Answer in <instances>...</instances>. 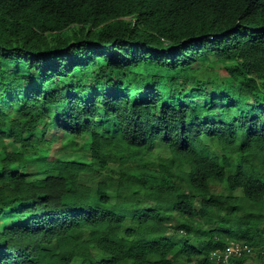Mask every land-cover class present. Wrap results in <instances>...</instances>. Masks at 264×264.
I'll list each match as a JSON object with an SVG mask.
<instances>
[{"label":"trees","instance_id":"16d2710c","mask_svg":"<svg viewBox=\"0 0 264 264\" xmlns=\"http://www.w3.org/2000/svg\"><path fill=\"white\" fill-rule=\"evenodd\" d=\"M0 221V264L264 254V0H0Z\"/></svg>","mask_w":264,"mask_h":264},{"label":"rangeland","instance_id":"374dc122","mask_svg":"<svg viewBox=\"0 0 264 264\" xmlns=\"http://www.w3.org/2000/svg\"><path fill=\"white\" fill-rule=\"evenodd\" d=\"M46 137L53 138V143L51 144V150H50V157L52 156H56V155H61L64 153H70L72 148L75 147L76 142L79 141V143L81 144L83 141V138H74L72 136L66 135L64 133H62L61 130L59 129H55L54 126H51L46 133ZM60 147H65L63 150H59L58 148ZM150 157L156 159L158 156H164V157H169V153H168V149L165 145L157 143L154 150L149 154ZM81 161H87L88 157L87 156H82L80 157ZM237 193H239V191H237ZM23 218L21 217L20 220H22ZM7 221V219L5 220ZM2 221H0V227ZM129 224V222H127L124 227H127ZM244 238H241V241ZM259 249L262 248H257V247H253L251 255H249L248 259L246 260L247 264H262L264 263V254H262V252H260ZM258 250V251H257ZM96 250L93 249V252H95ZM259 252V254H257ZM96 253V252H95Z\"/></svg>","mask_w":264,"mask_h":264},{"label":"built area","instance_id":"2783aa9c","mask_svg":"<svg viewBox=\"0 0 264 264\" xmlns=\"http://www.w3.org/2000/svg\"><path fill=\"white\" fill-rule=\"evenodd\" d=\"M251 250V246L247 243L233 240L226 244L223 249L213 252L211 258L215 264H229L231 257L249 255Z\"/></svg>","mask_w":264,"mask_h":264},{"label":"clouds","instance_id":"9594fccd","mask_svg":"<svg viewBox=\"0 0 264 264\" xmlns=\"http://www.w3.org/2000/svg\"><path fill=\"white\" fill-rule=\"evenodd\" d=\"M230 241H233V240H230ZM230 241H229V242H230ZM237 241H241V240H237ZM229 242H228V243H229ZM241 242H244V241H241ZM228 243H227V244H228ZM244 243H246V242H244ZM248 245H249V244H248ZM225 246H226V245H225ZM225 246H224V247H225ZM249 246H250V245H249ZM251 248H252V247H251ZM222 249H223V248H222ZM252 249H253V248H252ZM219 250H221V249H219ZM216 251H218V250H216ZM213 252H215V251H213ZM213 252H212V253H213ZM251 252H252V250H251ZM212 253H211V255H212ZM239 257H240V256H239ZM231 259H232V257H231ZM231 259H230V262H231ZM212 261L214 262L213 259H212ZM214 264H215V262H214ZM229 264H230V263H229Z\"/></svg>","mask_w":264,"mask_h":264}]
</instances>
